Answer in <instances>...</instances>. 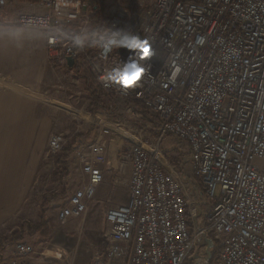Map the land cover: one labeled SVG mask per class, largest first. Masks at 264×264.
I'll list each match as a JSON object with an SVG mask.
<instances>
[{
    "label": "built area",
    "instance_id": "1",
    "mask_svg": "<svg viewBox=\"0 0 264 264\" xmlns=\"http://www.w3.org/2000/svg\"><path fill=\"white\" fill-rule=\"evenodd\" d=\"M10 1L0 0V27L43 30L54 74L72 58L106 95L148 112L146 127L116 124L105 197H96L108 164L102 136L74 151L83 182L58 221L84 218L103 198L115 204L104 214L105 248L89 264H209L215 253V264H264V0H111L107 30L94 44L84 37L98 0H38L47 17L15 23L4 19ZM112 29L148 39L153 51L127 92L105 82L131 55L123 47L102 54ZM167 137L188 144L193 174L171 160ZM69 142L52 134L48 152L56 156ZM36 251L19 241L0 264H40Z\"/></svg>",
    "mask_w": 264,
    "mask_h": 264
},
{
    "label": "rangeland",
    "instance_id": "2",
    "mask_svg": "<svg viewBox=\"0 0 264 264\" xmlns=\"http://www.w3.org/2000/svg\"><path fill=\"white\" fill-rule=\"evenodd\" d=\"M98 1L103 2L108 7L109 12L112 5L111 0ZM82 25L83 21L77 24L76 27H82ZM87 27L84 37L85 43L94 44L96 38L91 32L95 24L92 19ZM50 72L53 77L52 82H50L48 95L39 97V102L43 104V117L48 121L47 138L52 134H61L69 138L71 142L75 137H78L73 153L67 160L70 169L69 171L67 170V175H65L61 184L59 180L61 170L55 163V158L58 154L56 156L51 155L45 147L42 164L32 183L24 209L18 219L13 218L7 225L0 228V237L6 238L8 241L12 240L11 233L13 231L20 230L23 224L32 226L40 223L42 214H44V218L47 220V227L49 228L47 237H42L40 233L30 236L26 232L25 237L19 241L30 242L36 246V249L44 243H49L46 246L44 245L42 256L47 257L53 264H60L67 261L70 251L69 247H56L57 240L54 234L58 231H60L58 233L60 234L66 228L63 226L67 225H62L58 221V211L69 202L73 193L78 190L83 182L74 151L80 145L92 143L102 136L101 144L105 149L108 164L103 165L105 166L106 183L98 190L96 196L101 198L109 194L110 180L114 170L115 157L113 154L115 151L111 141L120 140L118 135L119 128H117L116 124H130L133 128L137 126L138 128H143L146 126L142 108H139L136 103L134 105L132 101H123L117 97L106 95L99 88L97 80L93 82L95 83L94 89L102 97L104 109L100 111L95 109L92 97L87 90V83L80 78V75L91 74L89 68L80 65L73 71L63 67L58 70L57 74H54L52 70ZM51 102L66 105V109L50 104ZM76 111L79 112V116L75 114ZM94 111L96 112L95 114L93 113ZM104 114L107 116L103 118ZM105 121L108 123L104 124ZM104 128H108V133L104 132ZM150 133L149 130H145L146 135ZM154 136L152 135V137ZM162 145L171 160L180 162L179 167L182 171L187 174H193V164L190 158L189 146L186 142L173 137H167ZM107 200L108 198H103V200L95 201L84 218L71 220L68 223H73L75 226L74 236H71V238L76 240V245H74L76 248L72 250L75 251L74 256L76 261L82 259L84 264H89L96 249L104 250V214L109 207L115 206V204L108 206L105 203ZM19 241L10 242V244L3 243V246L0 248V258L3 254L7 257L13 245ZM214 255L216 256L217 254L215 253ZM213 256L209 257V264H212Z\"/></svg>",
    "mask_w": 264,
    "mask_h": 264
},
{
    "label": "crops",
    "instance_id": "3",
    "mask_svg": "<svg viewBox=\"0 0 264 264\" xmlns=\"http://www.w3.org/2000/svg\"><path fill=\"white\" fill-rule=\"evenodd\" d=\"M46 17L38 0H11L4 12L5 21L14 23ZM46 42V34L39 28L0 27V228L19 218L45 147L48 150V121L39 102V97L48 95L53 77L46 60ZM67 70H76V66L68 65ZM50 104L66 109V105ZM63 227L60 234H54L56 247H69L70 253L60 264H84L82 259L75 260L72 251L76 248V240L71 238L75 226L70 223ZM48 244L37 247L34 259L40 264H53L42 256Z\"/></svg>",
    "mask_w": 264,
    "mask_h": 264
},
{
    "label": "clouds",
    "instance_id": "4",
    "mask_svg": "<svg viewBox=\"0 0 264 264\" xmlns=\"http://www.w3.org/2000/svg\"><path fill=\"white\" fill-rule=\"evenodd\" d=\"M111 37L103 45L102 54L106 55L113 49L126 48L131 51L127 61L121 62L116 68L106 72L105 82L116 85L121 91L135 89L148 69L145 66L153 55L151 44L148 39H141L138 35L122 29L108 30ZM123 36L122 39H116Z\"/></svg>",
    "mask_w": 264,
    "mask_h": 264
},
{
    "label": "trees",
    "instance_id": "5",
    "mask_svg": "<svg viewBox=\"0 0 264 264\" xmlns=\"http://www.w3.org/2000/svg\"><path fill=\"white\" fill-rule=\"evenodd\" d=\"M107 14H108V7H106L103 2H100L98 10L94 12V14L91 17V19L93 20L95 24V27L91 33L92 35L95 36V38H97V36L100 33H103L107 30V27H108L107 26ZM80 78L83 79L87 83V90L92 97V102L95 105V109L97 111L103 110L104 109L103 99L94 89L95 83L93 82L94 81L96 82V78L94 74L92 72L91 74L86 73V74L80 75ZM93 113L95 114L96 112L94 111ZM142 114H143L144 121H149L148 112L146 109L142 110ZM77 138L78 137H75L71 142H69L67 147L61 153H59L55 158V163L59 166L61 170V173L59 176V180L61 184L63 183L65 175H67V170H68L67 160L70 158V155L73 153ZM46 223H47V220L44 218V214H42V219L40 223L36 225H32V226L23 224L20 227V230H15L11 233L12 240L8 241L6 238L0 237V248L3 246V243L10 244V242L13 243L15 241L22 240L25 237L26 232H28L30 236L40 233L42 237H47L49 233V228L47 227ZM213 258L214 259L212 261V264H215L217 262L218 256L214 255Z\"/></svg>",
    "mask_w": 264,
    "mask_h": 264
},
{
    "label": "water",
    "instance_id": "6",
    "mask_svg": "<svg viewBox=\"0 0 264 264\" xmlns=\"http://www.w3.org/2000/svg\"><path fill=\"white\" fill-rule=\"evenodd\" d=\"M67 61H68V65L70 67H73L74 66L75 61L72 58H68ZM209 243H210V246L212 247V245H213L212 242H209Z\"/></svg>",
    "mask_w": 264,
    "mask_h": 264
},
{
    "label": "bare ground",
    "instance_id": "7",
    "mask_svg": "<svg viewBox=\"0 0 264 264\" xmlns=\"http://www.w3.org/2000/svg\"><path fill=\"white\" fill-rule=\"evenodd\" d=\"M75 114H76L77 116H79V112H78V111H76Z\"/></svg>",
    "mask_w": 264,
    "mask_h": 264
}]
</instances>
